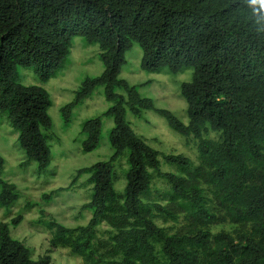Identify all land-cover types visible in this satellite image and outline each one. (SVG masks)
I'll use <instances>...</instances> for the list:
<instances>
[{"label": "trees", "instance_id": "16d2710c", "mask_svg": "<svg viewBox=\"0 0 264 264\" xmlns=\"http://www.w3.org/2000/svg\"><path fill=\"white\" fill-rule=\"evenodd\" d=\"M255 19L246 0H0V116L19 131L27 162L40 169L51 162L52 100L45 87L20 83L18 67L46 83L64 66L73 38L83 36L99 45L105 69L62 108L65 123L99 86L113 102L81 131L91 152L103 117L114 120L111 157L78 170L92 184L84 208L93 216L74 228L45 221L52 247L70 248L85 264H264V30ZM134 43L144 70H192L181 84L187 124L119 77ZM126 107L137 116L155 110L175 132L197 139L198 163L149 145L127 121ZM210 132L217 138H207ZM125 154L126 184L118 191L115 163ZM162 159L177 171H163ZM155 176L169 187L162 200L151 198ZM0 186V207L11 208L17 185L0 177ZM21 220L0 221V264H52L50 254L34 259L11 236L10 225ZM159 220L182 224L172 232ZM217 222L234 229L213 233ZM103 223L111 230L100 238Z\"/></svg>", "mask_w": 264, "mask_h": 264}, {"label": "rangeland", "instance_id": "374dc122", "mask_svg": "<svg viewBox=\"0 0 264 264\" xmlns=\"http://www.w3.org/2000/svg\"><path fill=\"white\" fill-rule=\"evenodd\" d=\"M100 52L97 43H90L83 36H75L64 66L46 83L32 69L18 67L20 83L41 85L51 96L49 114L53 127L48 131L51 162L47 168L40 169L36 161L27 162L25 152L18 144L19 131L5 116H0V157L3 158L0 177L16 184L20 195L11 208L0 207V221L10 223L14 217L22 216L18 225H10L11 236L29 247L34 259L50 254L52 264H85L82 257L73 253L70 248L51 246L52 234L44 222L54 219L71 228L88 224L93 216V209L84 208V205L91 200L93 188L88 181L89 175L78 176V170L100 160H107L114 152L109 140V132L114 126L112 117H103V132L98 148L86 152L82 144L84 122L102 115L113 104L107 100L103 86L97 87L91 96L73 108L69 123H65L62 114V108L75 100L83 81L87 77L103 73L105 66ZM125 56L126 62L121 67L119 77L136 86L141 96L152 98L155 107L173 111L187 124L188 104L181 93V84L191 79L192 70L186 69L177 74L167 69L161 72L144 70L141 66L143 49L139 43H134ZM116 91L126 96L122 89L118 88ZM126 110L127 121L149 145L166 154H182L198 163L197 139L175 132L155 110L145 109L140 116L135 115L128 107ZM206 137L217 138V134L210 132ZM161 162L163 171H177V168L163 159ZM127 169L125 154L115 163V185L118 191H123L125 187ZM168 190L165 179L157 176L153 178L152 199L162 200ZM158 222L172 232L182 224L162 220ZM233 229L234 225L230 222H217L210 226L213 233ZM109 230L111 229L106 223L101 224L98 236L106 237Z\"/></svg>", "mask_w": 264, "mask_h": 264}, {"label": "clouds", "instance_id": "9594fccd", "mask_svg": "<svg viewBox=\"0 0 264 264\" xmlns=\"http://www.w3.org/2000/svg\"><path fill=\"white\" fill-rule=\"evenodd\" d=\"M246 4L256 18L255 23L260 26L258 30H264V0H246Z\"/></svg>", "mask_w": 264, "mask_h": 264}]
</instances>
